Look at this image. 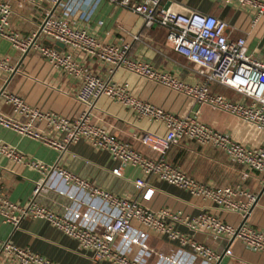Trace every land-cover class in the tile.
<instances>
[{
    "label": "built area",
    "instance_id": "2783aa9c",
    "mask_svg": "<svg viewBox=\"0 0 264 264\" xmlns=\"http://www.w3.org/2000/svg\"><path fill=\"white\" fill-rule=\"evenodd\" d=\"M75 0H17V4L45 5L44 16L38 31L20 34L9 24L12 12L10 3L0 0V37L5 38L16 51L37 52L52 67L77 80L74 99L83 106L79 115L67 118L51 111L30 106L19 96L0 90V98L11 105L14 113L23 116L16 121L0 113V127L35 140L58 152L66 151L69 145L85 141L92 148L106 153L116 166L110 172L122 176L124 166L132 167L140 177L133 180V187L140 191L139 197L115 194L94 185L58 165H49L24 159L15 147L0 142V155L13 163L26 165L42 174L51 171L61 177L65 184L77 192L67 194L74 206L57 213L36 202V196L44 189L43 182L35 184L32 195L25 205L10 201L0 193V218L13 227L23 219H39L73 239L82 248L91 252L90 264H139L127 258L125 250L138 243L139 234L132 223L151 229L174 241L180 247L205 264H218L223 255H230V243L240 242L246 248L264 253V229H255L246 223V215L256 200V193L235 185L216 186L200 182L172 165L165 158L166 151L183 140L207 145L223 152L243 170L241 179L249 173L264 175V140L257 146H245L225 132L218 131L196 119L194 115H176L158 106L134 97L126 83H116L112 76L118 69L169 88L192 99L198 105L226 113L264 132V59L247 51L243 36L229 37L225 33L226 21L209 12L196 10L179 13L169 6L160 5L161 0H117L141 16L142 26L163 28L165 40L173 52L191 62L203 78L186 83L176 76L156 69L150 63L130 58L128 43L102 41L85 28L76 26L66 17L55 16L49 8L59 6L63 13H70ZM221 4L233 3L252 14L254 23L264 15V0H217ZM50 36L62 42L57 49L54 44L43 42ZM138 34H133L137 38ZM100 63L104 74L87 70L80 57ZM0 70L12 72L7 59L0 57ZM225 86L238 93L247 102L231 101L221 94L211 92L208 83ZM105 96L114 103L128 108L135 117L159 123L164 133L145 131L137 136L139 143L152 151L150 157L119 139L104 125L90 121V111L95 101ZM43 122L46 131L35 124ZM56 135H54V134ZM154 177L157 181L173 185L188 195L228 211L238 213L240 222L230 224L207 210L187 215L178 210L159 208L152 210L143 205L153 194V187L143 177ZM260 193L264 194V179ZM95 198L99 203L89 201ZM81 206H85L81 209ZM102 215L99 221L96 214ZM98 222L100 232L91 231L90 225ZM185 229L182 233L179 228ZM202 233L227 242V247L217 253L197 242L193 235ZM118 238L121 247H113ZM0 252L9 264H58L37 253L20 248L9 241H0ZM159 258H162L159 255ZM169 264H183L179 260L163 257Z\"/></svg>",
    "mask_w": 264,
    "mask_h": 264
},
{
    "label": "crops",
    "instance_id": "0c3cea01",
    "mask_svg": "<svg viewBox=\"0 0 264 264\" xmlns=\"http://www.w3.org/2000/svg\"><path fill=\"white\" fill-rule=\"evenodd\" d=\"M6 1L12 7L9 16L12 28L22 35L37 30L44 16L45 5L28 3L18 5L17 0ZM73 5L72 11L68 14H64L59 6H51L49 10L53 15L66 17L76 26L85 28L102 41L128 43L130 58L142 59L156 69L168 72L186 83L202 80L203 76L191 62L172 51L165 40L163 28L143 27L141 16L119 4L117 0H75ZM160 5L169 6L179 13L196 10L216 15L226 21L227 36H243L247 51L264 59V15L252 23V14L245 8L233 3L221 4L217 0H161ZM133 34H138V37L133 38ZM0 57L6 58L10 66L16 68L12 74L0 70V90L3 88L22 98L26 104L43 111H51L67 118H74L80 114L83 106L73 97L78 85L77 80L52 67L35 51L23 54L16 51L2 37ZM79 60L87 70L104 74L100 63L83 57ZM112 80L116 83H126L134 97L176 115H194L199 121L227 133L242 145L257 146L264 140V132L256 130L250 124L226 113L211 110L205 105H198L183 94L125 70L115 71ZM208 87L211 92L221 94L231 101H248L225 86L210 82ZM0 113L16 121L21 122L24 119L22 115L14 113L11 105L4 103L1 98ZM90 121L104 125L119 139L130 143L150 157H154L155 154L142 146L136 137L145 131L158 134L165 131L161 124L137 118L128 108L112 102L105 96H100L95 101L90 111ZM35 125L41 130H47L43 122ZM0 142L15 147L25 160L37 161L47 167L58 165L117 195L128 194L137 198L140 195V191L135 190L132 183L135 178L140 177L138 171L124 166L122 176H114L110 169L115 167L116 163L110 160L106 153L95 150L85 141L69 145L66 151L60 153L0 127ZM164 156L168 162L197 181L216 186L239 185L256 193V200L246 215V223L255 229H264V194L260 193L263 174L252 172L242 180L243 169L223 152L191 140H183L171 146ZM143 178L154 189L149 201L143 202L144 206L152 210L168 208L187 215L207 210L224 222L234 225L240 222L238 213L234 211L201 201L173 185L157 181L152 176ZM40 181L43 182L44 189L36 196L37 203L57 213L74 206L67 194L77 191L65 184L55 171L42 174L0 155V193L10 201L25 205L32 195L35 184ZM89 201L99 203L95 198ZM84 207L81 206V209ZM98 214L96 216L99 221L102 215ZM132 225L139 234V240L137 244L130 245L125 250L128 259L139 264H169L163 258L167 257L179 260L183 264H205L192 255L189 249L180 247L176 242L167 241L164 236L136 222ZM90 229L98 233L101 228L99 223L95 222L90 225ZM179 231L184 233L185 229L180 227ZM193 238L217 253H221L227 247L226 241L202 233H195ZM0 241H9L58 264H90L91 261L90 251L82 249L73 239L39 219H23L17 227H13L0 218ZM113 247L116 249L121 247L118 238L113 241ZM229 249L231 254L223 255L218 264H264V253L252 251L238 241L230 243ZM159 255L162 258H159ZM0 264H9L7 257L1 252Z\"/></svg>",
    "mask_w": 264,
    "mask_h": 264
},
{
    "label": "water",
    "instance_id": "95a60500",
    "mask_svg": "<svg viewBox=\"0 0 264 264\" xmlns=\"http://www.w3.org/2000/svg\"><path fill=\"white\" fill-rule=\"evenodd\" d=\"M166 6V5H165ZM38 31V29H37ZM43 42L47 43V44H54V46L57 47V49H59L60 46H62V42L58 41V40H55L53 39L52 37L50 36H45L44 39H43ZM16 69V68H15ZM15 69H13V71L11 72V74L15 71Z\"/></svg>",
    "mask_w": 264,
    "mask_h": 264
}]
</instances>
